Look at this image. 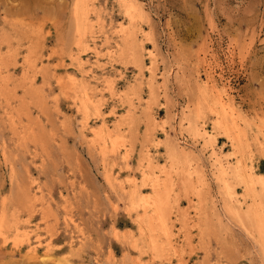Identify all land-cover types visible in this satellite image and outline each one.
I'll return each instance as SVG.
<instances>
[{
  "label": "rangeland",
  "instance_id": "374dc122",
  "mask_svg": "<svg viewBox=\"0 0 264 264\" xmlns=\"http://www.w3.org/2000/svg\"><path fill=\"white\" fill-rule=\"evenodd\" d=\"M263 182L264 0H0V264H264Z\"/></svg>",
  "mask_w": 264,
  "mask_h": 264
},
{
  "label": "bare ground",
  "instance_id": "6f19581e",
  "mask_svg": "<svg viewBox=\"0 0 264 264\" xmlns=\"http://www.w3.org/2000/svg\"><path fill=\"white\" fill-rule=\"evenodd\" d=\"M83 2V1H82ZM83 14V8H81V6L79 5L78 7H77V15H82ZM124 32V31H123ZM80 34V33H79ZM131 34H129V35H126L125 37V40H123L124 41V53L125 54H130V55H133V45H132V39H131V36H130ZM122 49V48H121ZM122 52H123V50H122ZM132 88V87H131ZM84 89V88H83ZM152 100V99H151ZM87 101V100H86ZM99 101V100H98ZM96 103V102H95ZM132 103V102H131ZM86 114V113H85ZM223 122V121H222ZM225 123V122H224ZM220 124V123H219ZM221 126H223V125H221ZM225 126V125H224ZM104 130V129H103ZM234 130V129H233ZM107 134V133H106ZM97 139V138H96ZM238 140V139H237ZM119 144V143H118ZM98 145V144H97ZM240 145V144H239ZM234 148V147H233ZM104 154V153H103ZM241 166V165H240ZM242 171V170H241ZM228 172V171H227ZM238 174H239V172H238ZM241 175V174H240ZM239 176V175H238ZM242 176V175H241ZM242 181V180H241ZM264 183V182H263ZM170 184V183H169ZM244 184V183H243ZM244 186V185H243ZM252 189V188H251ZM172 192V191H171ZM253 192V191H252ZM250 194V193H249ZM161 195V194H160ZM257 195H259V194H257ZM249 196H251V195H249ZM253 196V195H252ZM253 200V199H252ZM261 200H263V199H261ZM259 203H261V202H259ZM258 204V203H257ZM262 204V203H261ZM263 205V204H262ZM160 206V205H159ZM257 206V205H256ZM259 207H261V206H259ZM264 208V207H263ZM231 209V208H230ZM227 210H229V209H227ZM233 210H235L236 211V209H233ZM251 210V214H252V217L253 218H260V216H261V212H259V209H258V207H253L252 209H250ZM158 211V210H157ZM162 211H163V207H162ZM231 211H232V209H231ZM230 211V212H231ZM238 211V210H237ZM236 211V213H239V212H237ZM261 211V210H260ZM165 212V211H164ZM233 212V211H232ZM231 212V213H232ZM246 213V212H245ZM233 214H234V212H233ZM242 214V213H241ZM236 215V214H235ZM240 215V214H239ZM243 215V214H242ZM244 215H246V214H244ZM164 216H166V214L164 215ZM229 216H231V215H229ZM248 216V215H247ZM247 216H246V218H247ZM158 218H159V216H157ZM160 217H161V215H160ZM240 217V216H239ZM239 217H238V219H239ZM164 218H166V217H164ZM164 218L162 219V217L160 218L162 221L164 220ZM249 218H250V216H249ZM248 218V219H249ZM159 219V220H160ZM241 219V218H240ZM243 219V218H242ZM245 219V218H244ZM243 219V220H244ZM251 219V218H250ZM250 219H249V221H250ZM246 220V219H245ZM244 220V221H245ZM252 220V219H251ZM255 220V219H254ZM257 220V219H256ZM255 220V221H256ZM262 220V219H261ZM161 221V222H162ZM253 221V220H252ZM263 221H264V219H263ZM160 222V221H159ZM160 222V223H161ZM201 222V221H200ZM167 223V222H166ZM165 223V224H166ZM252 223V222H251ZM258 223V222H257ZM162 226H163V223L161 224ZM264 225V224H263ZM249 227V226H248ZM252 227V226H251ZM254 228H251V229H257L256 228V226H253ZM260 227V226H259ZM261 227H263V226H261ZM262 229V228H261ZM260 230V229H259ZM264 230V229H263ZM258 231V230H257ZM256 231V232H257ZM162 232V231H161ZM163 233V232H162ZM164 234H165V232H164ZM260 235H262V233L260 234ZM259 235V236H260ZM152 236H154V235H152ZM156 236V235H155ZM152 238V237H151ZM150 238V239H151ZM260 238L262 239V237L260 236ZM153 240H155V239H153ZM263 240V239H262ZM153 243H152V245H153V251H154V255L155 256H157V258L161 255V253H162V251H160L161 250V247H160V244H158V242L157 241H152ZM147 243V242H146ZM151 245V246H152ZM181 245V244H180ZM162 256H164V254L162 255ZM161 257V256H160ZM166 258V257H165Z\"/></svg>",
  "mask_w": 264,
  "mask_h": 264
}]
</instances>
